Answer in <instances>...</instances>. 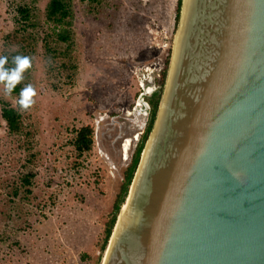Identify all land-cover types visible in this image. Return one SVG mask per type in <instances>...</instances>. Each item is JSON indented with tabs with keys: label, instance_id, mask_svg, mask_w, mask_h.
<instances>
[{
	"label": "rangeland",
	"instance_id": "1",
	"mask_svg": "<svg viewBox=\"0 0 264 264\" xmlns=\"http://www.w3.org/2000/svg\"><path fill=\"white\" fill-rule=\"evenodd\" d=\"M49 1L0 0V56L6 67L31 56L21 83L37 93L20 108L23 133L12 134L2 106L18 107V96L0 84V264H102L135 151L136 131L120 116L138 100L135 70L169 53L168 76L178 0H70L65 25L47 18ZM84 125L94 126V147L80 155L72 141Z\"/></svg>",
	"mask_w": 264,
	"mask_h": 264
},
{
	"label": "water",
	"instance_id": "2",
	"mask_svg": "<svg viewBox=\"0 0 264 264\" xmlns=\"http://www.w3.org/2000/svg\"><path fill=\"white\" fill-rule=\"evenodd\" d=\"M176 37L102 264H264V0H182Z\"/></svg>",
	"mask_w": 264,
	"mask_h": 264
},
{
	"label": "trees",
	"instance_id": "3",
	"mask_svg": "<svg viewBox=\"0 0 264 264\" xmlns=\"http://www.w3.org/2000/svg\"><path fill=\"white\" fill-rule=\"evenodd\" d=\"M181 6H182V0H178L177 9H176V25L179 23L180 19V12H181ZM22 13H24L25 17L28 18L29 11L27 9H22ZM47 18L49 20H52L56 23H59L60 25L68 24L71 21V18L73 17L72 14V5L70 0H50L46 9ZM59 38L62 41H68L70 39V35L65 30V32H62L59 34ZM170 61V56L167 55L165 62H164V70L161 76V79L159 81L160 88L157 93L153 95L149 99V102L151 104V115H150V122L147 126V129L142 136L140 142L138 143L130 163L128 164L127 169L124 172V186H123V193L124 195L117 200V202L114 205V210L112 212V215L110 219L108 220L105 230H104V238L103 243L101 246V250L104 252L107 248L109 239L112 235L113 228L115 226L121 205L125 201V196L127 195L128 188L133 180L134 173L138 167L140 157L142 154V151L144 149V145L146 140L148 139L150 132L153 129V125L156 119L157 110L159 106V96L162 93L166 76H167V70L168 65ZM22 83H19L16 85L15 89L12 91L14 94L18 96V107L14 106L9 101H4L2 106V117L6 122L7 128L12 134H21L24 130V123L22 114L20 112V105H19V99H20V92L23 89ZM94 126L93 125H84L76 130V135L72 141V144L74 146V149L80 154H84L87 152H90L94 147ZM31 175H26L25 181L29 183V177Z\"/></svg>",
	"mask_w": 264,
	"mask_h": 264
},
{
	"label": "clouds",
	"instance_id": "4",
	"mask_svg": "<svg viewBox=\"0 0 264 264\" xmlns=\"http://www.w3.org/2000/svg\"><path fill=\"white\" fill-rule=\"evenodd\" d=\"M8 60V56H0V84L4 85L6 95L11 94L16 85L24 79L23 74L32 66L33 58L28 55H15L12 57L14 67H6ZM36 94V89L32 84L25 86L20 92V108L27 109L31 107L35 103L33 97Z\"/></svg>",
	"mask_w": 264,
	"mask_h": 264
},
{
	"label": "built area",
	"instance_id": "5",
	"mask_svg": "<svg viewBox=\"0 0 264 264\" xmlns=\"http://www.w3.org/2000/svg\"><path fill=\"white\" fill-rule=\"evenodd\" d=\"M168 38V36H167ZM169 55V53H167ZM164 62L161 58L157 60L158 65L155 66L153 64L141 66L137 70H135V75L138 81V100L136 102V106H145L149 107L148 102V94L159 90L160 88V79L164 70ZM134 107V108H135ZM132 111L128 110L127 114H131ZM148 114V112H147Z\"/></svg>",
	"mask_w": 264,
	"mask_h": 264
},
{
	"label": "flooded vegetation",
	"instance_id": "6",
	"mask_svg": "<svg viewBox=\"0 0 264 264\" xmlns=\"http://www.w3.org/2000/svg\"><path fill=\"white\" fill-rule=\"evenodd\" d=\"M157 92H158V90L148 94V97H147L148 102H149V99L151 97H153V95L155 93H157ZM147 112H148V114H147ZM150 115H151V104L149 102V107L137 106V107L132 109V113L131 114H125L124 113V115L120 116V118L124 119V123H125L124 125H128V127L134 128L135 131H136V134L134 135V138L131 139L132 141H135L134 142L135 149H136L138 143L140 142L142 136L144 135V133H145V131L147 129V126H148V124L150 122ZM118 118L119 117H117V118L116 117H112L111 121L112 122H116V121L118 122L119 121ZM129 144L132 145L131 143H129ZM124 147H125V145H124ZM126 153L128 154V151ZM127 157H126V159H127Z\"/></svg>",
	"mask_w": 264,
	"mask_h": 264
},
{
	"label": "bare ground",
	"instance_id": "7",
	"mask_svg": "<svg viewBox=\"0 0 264 264\" xmlns=\"http://www.w3.org/2000/svg\"><path fill=\"white\" fill-rule=\"evenodd\" d=\"M179 36V35H178ZM177 42H178V37H176V39H175V44H174V52H173V58H172V67H171V69H170V72H172V68H173V63H174V59H175V54H176V48H177ZM170 76H171V73H170ZM170 79V78H169ZM169 81V80H168ZM136 118V117H135ZM150 143V142H149ZM124 149H126L125 151L127 152V150H128V147H127V145L124 147ZM147 150V149H146ZM127 207H128V196H127V198H126V200H125V202L123 203V206H122V212H125L126 211V209H127Z\"/></svg>",
	"mask_w": 264,
	"mask_h": 264
}]
</instances>
